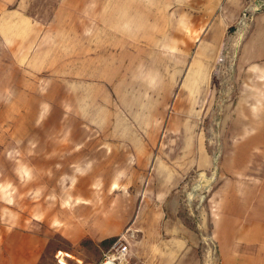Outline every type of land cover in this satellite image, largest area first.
I'll use <instances>...</instances> for the list:
<instances>
[{"label": "rangeland", "instance_id": "374dc122", "mask_svg": "<svg viewBox=\"0 0 264 264\" xmlns=\"http://www.w3.org/2000/svg\"><path fill=\"white\" fill-rule=\"evenodd\" d=\"M130 226L136 264H264V0H0V264Z\"/></svg>", "mask_w": 264, "mask_h": 264}, {"label": "crops", "instance_id": "0c3cea01", "mask_svg": "<svg viewBox=\"0 0 264 264\" xmlns=\"http://www.w3.org/2000/svg\"><path fill=\"white\" fill-rule=\"evenodd\" d=\"M161 193H159L158 195L156 194V197H155V207H154V210H157V211H164L165 209H166V205H167V203L169 202V204L172 206V204H175V200H172V199H167L169 196H170V194H171V192H172V188H166V187H163V188H161ZM170 222L171 221H165V222H163L159 227H158V230H159V232L161 233V232H164L165 234H167L168 236H170V237H174L175 236V239L177 240V239H181L183 236V230H180V228H178L177 226H174L173 224H170ZM137 225H140L139 223H137L136 224V226ZM143 225V224H142ZM141 225V227L140 228H143V226ZM145 225V224H144ZM155 227V226H154ZM134 229L133 227H131L130 226V229ZM156 232V231H155ZM155 235H158V234H155ZM159 236V235H158ZM158 236L156 237V236H154V239H158ZM167 236V237H168ZM116 237V236H115ZM183 239H185L186 240V237L185 238H183ZM162 243H159L158 245L160 246ZM132 240H131V243H130V250H131V252H132V255H133V257H134V259H135V251H134V249L132 248ZM105 250V249H104ZM103 250V251H104ZM102 251V252H103ZM59 252V251H58ZM57 252V253H58ZM166 252V251H165ZM172 252H174V251H172ZM68 252H66L64 255L62 254V256L63 257H70L71 255L68 253ZM178 253H179V251H177V250H175V255L173 256V259L174 258H176V259H183V264L185 263V262H187L189 259H191V261H194V259H195V257L192 255V256H190L189 255V253L187 252V251H185V252H182V257H179L178 256ZM184 253V254H183ZM166 254H168V253H166ZM101 255H102V253H101ZM101 257V256H100ZM167 257V256H166ZM99 260V259H98ZM193 263V262H192Z\"/></svg>", "mask_w": 264, "mask_h": 264}, {"label": "built area", "instance_id": "2783aa9c", "mask_svg": "<svg viewBox=\"0 0 264 264\" xmlns=\"http://www.w3.org/2000/svg\"><path fill=\"white\" fill-rule=\"evenodd\" d=\"M133 232L126 229L114 237L95 264H136L130 250Z\"/></svg>", "mask_w": 264, "mask_h": 264}, {"label": "bare ground", "instance_id": "6f19581e", "mask_svg": "<svg viewBox=\"0 0 264 264\" xmlns=\"http://www.w3.org/2000/svg\"><path fill=\"white\" fill-rule=\"evenodd\" d=\"M192 66L193 67H191V75H192V78H193V80L194 81H196V80H198V79H200V77H201V74H202V72H201V65L200 64H198L196 61H194L193 63H192ZM110 218H112V217H105L104 219H102L101 220V222L102 223H105V222H107L108 220H110ZM128 231H131V229L130 228H128L127 229ZM132 232V231H131ZM66 252H64V251H61V250H59V252H58V255H64ZM68 254V253H67ZM60 263H62V264H65V262L61 259V261H60Z\"/></svg>", "mask_w": 264, "mask_h": 264}]
</instances>
